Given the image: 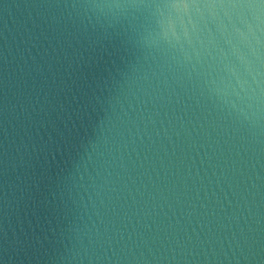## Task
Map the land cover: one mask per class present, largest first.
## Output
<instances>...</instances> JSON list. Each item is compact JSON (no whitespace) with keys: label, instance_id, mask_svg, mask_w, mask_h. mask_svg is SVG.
Returning a JSON list of instances; mask_svg holds the SVG:
<instances>
[{"label":"clouds","instance_id":"clouds-1","mask_svg":"<svg viewBox=\"0 0 264 264\" xmlns=\"http://www.w3.org/2000/svg\"><path fill=\"white\" fill-rule=\"evenodd\" d=\"M0 264H264V0H0Z\"/></svg>","mask_w":264,"mask_h":264}]
</instances>
